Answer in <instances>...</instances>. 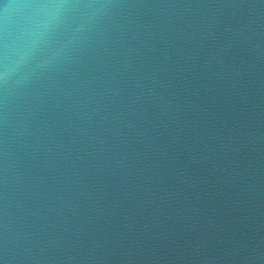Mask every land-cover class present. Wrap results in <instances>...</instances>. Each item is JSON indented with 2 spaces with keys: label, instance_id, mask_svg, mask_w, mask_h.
I'll return each mask as SVG.
<instances>
[{
  "label": "water",
  "instance_id": "water-1",
  "mask_svg": "<svg viewBox=\"0 0 264 264\" xmlns=\"http://www.w3.org/2000/svg\"><path fill=\"white\" fill-rule=\"evenodd\" d=\"M0 264H264V0H0Z\"/></svg>",
  "mask_w": 264,
  "mask_h": 264
}]
</instances>
